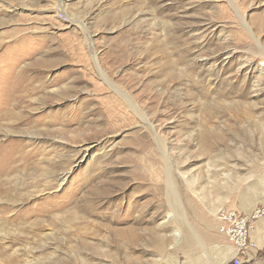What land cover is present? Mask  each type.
<instances>
[{
	"label": "rangeland",
	"instance_id": "1",
	"mask_svg": "<svg viewBox=\"0 0 264 264\" xmlns=\"http://www.w3.org/2000/svg\"><path fill=\"white\" fill-rule=\"evenodd\" d=\"M261 205L264 0H0V264H210Z\"/></svg>",
	"mask_w": 264,
	"mask_h": 264
},
{
	"label": "built area",
	"instance_id": "2",
	"mask_svg": "<svg viewBox=\"0 0 264 264\" xmlns=\"http://www.w3.org/2000/svg\"><path fill=\"white\" fill-rule=\"evenodd\" d=\"M216 218L220 234L234 250L232 264H244L251 260L256 248L251 235L257 229L258 221L264 219V205L257 206L247 213L224 206L218 210Z\"/></svg>",
	"mask_w": 264,
	"mask_h": 264
},
{
	"label": "crops",
	"instance_id": "3",
	"mask_svg": "<svg viewBox=\"0 0 264 264\" xmlns=\"http://www.w3.org/2000/svg\"><path fill=\"white\" fill-rule=\"evenodd\" d=\"M251 240L256 244V248L251 255V260L244 264H257L259 263L257 261L264 256V219L258 221L257 229L252 233ZM215 247L211 259L207 258L210 264H232L234 250L223 235L216 241Z\"/></svg>",
	"mask_w": 264,
	"mask_h": 264
},
{
	"label": "bare ground",
	"instance_id": "4",
	"mask_svg": "<svg viewBox=\"0 0 264 264\" xmlns=\"http://www.w3.org/2000/svg\"><path fill=\"white\" fill-rule=\"evenodd\" d=\"M108 78V77H107ZM110 80V79H109ZM108 81V80H107ZM127 96V95H126ZM226 201L228 200L227 198L225 199ZM223 201V203L221 204L222 206L226 203V201ZM181 236V235H180ZM176 237L178 238L179 237V233L178 234H176Z\"/></svg>",
	"mask_w": 264,
	"mask_h": 264
}]
</instances>
